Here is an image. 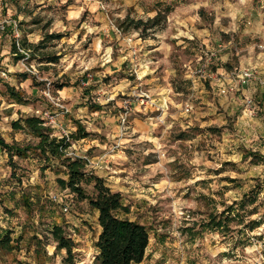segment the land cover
I'll return each mask as SVG.
<instances>
[{"label":"rangeland","instance_id":"obj_1","mask_svg":"<svg viewBox=\"0 0 264 264\" xmlns=\"http://www.w3.org/2000/svg\"><path fill=\"white\" fill-rule=\"evenodd\" d=\"M4 19L30 50L14 53L8 26L0 135L29 150L0 147V236L15 245L0 264H64L55 226L77 261L97 253L98 212L62 187L66 170L39 138L13 127L32 116L58 137L88 133L69 155L147 227L140 264H264V84L239 79L264 81V0H0ZM248 196L228 228L209 226Z\"/></svg>","mask_w":264,"mask_h":264},{"label":"trees","instance_id":"obj_2","mask_svg":"<svg viewBox=\"0 0 264 264\" xmlns=\"http://www.w3.org/2000/svg\"><path fill=\"white\" fill-rule=\"evenodd\" d=\"M12 48L15 54H20L15 42ZM21 48L30 50L23 44H21ZM64 86L60 85V88ZM45 122L40 117L32 116L15 121L13 127L15 129L26 127L31 130L39 138V142L35 147L36 150L43 155H50L58 159L64 166L68 179H59L62 187L68 188L78 200L87 201L89 206L98 212L100 233L95 243L97 253L93 264L142 263L150 245V233L147 227L137 221L121 217L120 214H128L130 212V208L124 203L122 193L114 191L103 177L89 172L87 170V166L89 165L87 158L69 155L68 150L72 145V141L84 139L88 136V133L81 125L77 124L75 132L69 136L58 137L53 135L52 129L46 126ZM0 147L7 148L20 157H25L27 150H29L23 147L8 145L1 135ZM258 159L260 160V157ZM86 185L93 186L92 193L86 190ZM250 198L251 196H248L242 202L236 203V208L239 209L232 210L233 215H226L225 220H212L209 226L213 228H228L230 218L235 217L239 219L240 209H245L249 203H255V199ZM51 232L59 248L67 251L64 264H84L75 259L73 253L74 244L61 226H55ZM13 242L14 239L10 233L0 236V250L11 251L15 249Z\"/></svg>","mask_w":264,"mask_h":264},{"label":"built area","instance_id":"obj_3","mask_svg":"<svg viewBox=\"0 0 264 264\" xmlns=\"http://www.w3.org/2000/svg\"><path fill=\"white\" fill-rule=\"evenodd\" d=\"M8 26H11L12 29H13V34H14L13 37L15 39V43H16L17 48L19 49L20 53L24 54L25 57H23V58H25V59L28 58V56H29L28 51H26L23 48H21L20 37H19V34H18V25H17L16 22L11 21L9 19L1 20L0 21V34H4V33L8 34V32H7L8 29H9ZM6 76H7L6 72L3 71V70H0V78L6 77ZM260 78L261 77H258L257 72L256 71H252V70H245V71H242L239 74L240 82L243 85H247L249 83L256 82L257 80H259V82L264 84V81L261 80ZM223 92H226V89ZM247 103H248V105H251L253 103V101L251 99H248ZM55 199L57 200L58 198L55 197ZM60 203H62V206H63L64 210L68 211L67 201L61 199Z\"/></svg>","mask_w":264,"mask_h":264},{"label":"crops","instance_id":"obj_4","mask_svg":"<svg viewBox=\"0 0 264 264\" xmlns=\"http://www.w3.org/2000/svg\"><path fill=\"white\" fill-rule=\"evenodd\" d=\"M10 36H11V34H9V33L8 34L7 33L1 34L0 35V40L1 41H3V40L6 41L7 39L10 38Z\"/></svg>","mask_w":264,"mask_h":264}]
</instances>
